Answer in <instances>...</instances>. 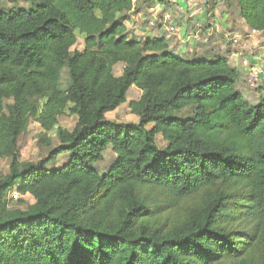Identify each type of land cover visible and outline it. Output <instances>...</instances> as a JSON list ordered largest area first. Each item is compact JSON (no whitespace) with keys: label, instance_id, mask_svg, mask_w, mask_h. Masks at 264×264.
<instances>
[{"label":"trees","instance_id":"16d2710c","mask_svg":"<svg viewBox=\"0 0 264 264\" xmlns=\"http://www.w3.org/2000/svg\"><path fill=\"white\" fill-rule=\"evenodd\" d=\"M222 1L264 35V0ZM134 7L0 0V264H264V97L245 98L226 54L131 35ZM132 86L138 120L109 119ZM31 119L49 148L36 162L19 146ZM13 191L35 202L12 207Z\"/></svg>","mask_w":264,"mask_h":264},{"label":"crops","instance_id":"0c3cea01","mask_svg":"<svg viewBox=\"0 0 264 264\" xmlns=\"http://www.w3.org/2000/svg\"><path fill=\"white\" fill-rule=\"evenodd\" d=\"M134 1L135 7L128 13L126 22L131 35L138 39L165 35L161 24L150 27L149 20L152 11L170 9L179 28L177 34L168 36L171 47L188 57L226 54L231 66L241 74L238 88L245 98L255 104L264 97V35L259 31L254 33L241 19L236 21L238 24L233 20L227 23V14L220 10L222 0H174L171 4L163 0ZM201 4L205 7H199ZM219 10L223 16L218 14ZM222 39L227 46L219 44ZM244 60L248 63L245 64ZM253 68L259 70L262 76L257 89L250 88L246 83V75Z\"/></svg>","mask_w":264,"mask_h":264},{"label":"rangeland","instance_id":"374dc122","mask_svg":"<svg viewBox=\"0 0 264 264\" xmlns=\"http://www.w3.org/2000/svg\"><path fill=\"white\" fill-rule=\"evenodd\" d=\"M210 4H211V2H210ZM199 7L204 8L205 5L201 4V5H199ZM221 9L224 10L225 13L227 14V17H226L227 23H231V21L233 20L234 23L238 24L236 21H238L240 19L244 21V19L240 17L238 11L236 10V8L234 6H229L226 2L222 1L220 3V10ZM220 10H219L218 14H220V16H223V15H221ZM173 16H174V14H173ZM151 17H152V15H151ZM226 30H228V29H226ZM253 32L255 33L256 31H253ZM169 36H172V35H169ZM219 44L222 46H227V44L223 41V39H222V41L221 40L219 41ZM177 45L180 46L179 44H177ZM76 48L79 50H82L84 48L83 37L81 35L79 38V42L76 45ZM192 57H196V56L192 55L191 58ZM124 66L125 65L122 63L117 64L115 66V69H114L115 74L116 75L122 74ZM237 85H239V84L237 83ZM140 96H141V91L136 86H132L128 91L127 102L124 103L123 105H121L120 107H118L117 109H115L114 111L107 113V117L111 120H114L117 122H124V123L137 121L138 117L131 112L130 107H129V102L131 100L139 99ZM76 122H77L76 116L65 115L59 119V126L71 130L75 126ZM43 133H44V130L42 129L41 125L37 121L31 119L29 126H28V129L19 138V146H20V150H21L22 160L36 162V161L42 159L43 157H45L47 155L49 148H47L42 143L41 136ZM55 133H56L55 130L48 133L49 136H51L53 138L52 139L53 144H57V142H58V139H57ZM157 142H158L160 147H164L167 145V141H165L163 139L162 135H160V134L157 136ZM114 159H115V154L112 151V149L111 148L107 149L105 152L104 160L97 164L100 171L103 172L104 170H106L112 164ZM66 160H67L66 156H61L57 162L61 165ZM8 170H9V160L6 158H0V175L6 174L8 172ZM20 197L24 198V200H26L27 204H33L35 202V199L33 198V196L28 195V194L25 196H22L18 192L13 191L11 193L12 200L10 202V205L12 207L19 208V209H26V204H23L20 201H17V198L19 200Z\"/></svg>","mask_w":264,"mask_h":264},{"label":"built area","instance_id":"2783aa9c","mask_svg":"<svg viewBox=\"0 0 264 264\" xmlns=\"http://www.w3.org/2000/svg\"><path fill=\"white\" fill-rule=\"evenodd\" d=\"M167 3H172L174 0H163ZM159 13H161V17L159 19ZM152 17L149 20L150 27H157L159 24L163 27L164 31L168 35H175L179 32V28L175 23V19L173 16V12L168 9L163 12H158L157 10L152 11ZM256 31V30H254ZM244 63H248V60H244ZM262 81V76L259 70L253 68L246 75V83L247 85L254 89L256 88Z\"/></svg>","mask_w":264,"mask_h":264}]
</instances>
